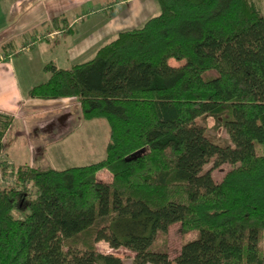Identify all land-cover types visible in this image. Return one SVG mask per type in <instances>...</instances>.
<instances>
[{"label":"trees","instance_id":"1","mask_svg":"<svg viewBox=\"0 0 264 264\" xmlns=\"http://www.w3.org/2000/svg\"><path fill=\"white\" fill-rule=\"evenodd\" d=\"M155 2L157 15L91 59L47 63L48 79L28 93L77 98L85 121L105 120L103 160L14 166L2 159L14 118L0 111V171L13 179L0 188V264H124L99 242L129 251L131 264H264L262 0ZM205 118L228 143L207 134ZM211 162L229 166L220 181L204 171ZM102 170L111 181L97 179ZM174 224L198 236L170 259L159 238Z\"/></svg>","mask_w":264,"mask_h":264},{"label":"crops","instance_id":"2","mask_svg":"<svg viewBox=\"0 0 264 264\" xmlns=\"http://www.w3.org/2000/svg\"><path fill=\"white\" fill-rule=\"evenodd\" d=\"M89 2L93 3L91 9L69 18L72 20L71 25L74 24L75 27L72 35H62L57 42L51 41L49 37L43 38V41L32 38L36 39L34 43L24 46L21 53L13 55L26 41L29 42L32 30L79 7L78 1L0 0V111L14 116L4 141L3 155L12 162L42 166L40 155L35 154V160L32 159L31 153L34 149L41 145L40 142H44L46 152L50 146L64 140L60 139L48 145L45 133L55 130L54 134L58 137L63 133H70L74 126L73 121H76L77 128L84 123L80 111H65L67 108H63L68 105L77 106V98L42 100L28 97L31 88L48 79L43 67L52 62L57 68L68 69L85 62L120 32L139 28L146 20L159 13L155 0H121L116 3L112 15L106 6L101 7V0H84V4ZM89 9L92 11L89 12ZM9 45L14 47L10 48ZM5 46L7 50H4ZM60 46L65 49L58 57L54 50ZM35 56L40 60L36 61ZM59 123H64L62 130L55 129ZM46 168L53 169L51 163Z\"/></svg>","mask_w":264,"mask_h":264},{"label":"rangeland","instance_id":"3","mask_svg":"<svg viewBox=\"0 0 264 264\" xmlns=\"http://www.w3.org/2000/svg\"><path fill=\"white\" fill-rule=\"evenodd\" d=\"M77 1H78V5L77 4L76 5L79 7L64 13V15H58L52 19V20L54 19L58 20V22L55 25L53 22H51L52 20H50L49 22L45 24H40L38 28L32 30L29 34L30 35L28 38L30 39L29 42L26 41L27 43L25 45H22V47L18 48L17 51H14L13 55H16L17 52H18L17 54L21 53V50L23 49L24 46H27V45L29 46V44L34 43L36 39H40V40L42 38L48 39L49 37L51 41L57 42L59 37H61L65 33L66 30L75 28L74 24L71 25L72 20L69 18H72L75 14L84 12V10L92 7L93 5L92 2H89L88 4L87 3L84 4V0H77ZM120 1L121 0H106L105 2L101 0V5H102L101 7L106 6L107 9H109L108 7L109 5L110 7L112 6L115 7L116 3ZM98 4H100V1H98ZM262 6H264V3L261 2V8ZM97 7L98 5L95 6V8ZM90 9L88 10L89 12L92 11ZM86 15L87 14H84V16ZM63 17L66 18L67 20L66 22H63ZM32 38H36V39L34 40ZM67 41L69 43V38L67 39ZM13 47L11 46L10 48H13ZM64 49L65 47L63 46L56 48V50H54L55 55L60 57V52H62ZM35 60L39 61L40 58L38 56H35ZM169 64L173 66L180 65V63H177L174 60H170ZM44 100H50V99H44ZM76 102L78 105L73 106L74 108L70 105L64 106L63 108L65 107L67 108L65 109V111L70 110L74 112L75 110L76 112L80 111L81 113L79 99H77ZM80 116H82V113L80 114ZM73 122H74L73 124L74 126L69 134L67 132L57 137L55 136L56 134H54L55 130L45 133L46 140H47L46 143L48 145H51L52 142L59 141L60 139H64V140H60L53 147L50 146L46 152H45V148L43 147L45 144L44 142L43 143L40 142L41 145L40 146L38 145L39 147H36L34 149V151L31 153L32 159L35 160L34 158L36 157L35 154L40 155L41 157H39V159L42 160L40 161L42 163V166L39 165L35 167V166H32V164L30 165L23 164V165H29L37 169H47L46 166H49L51 163V167H53V169L61 170V169H65L68 167L89 165V164H93V163L103 160L105 158V148H106V145L109 139V136H108L109 128H108L106 121L103 119L91 120V121L84 120V123H81V125L78 128L75 123L76 121H73ZM199 122H201V124H203L206 127L207 134L211 138H213L216 142L220 144H226L229 142L226 132L222 128L217 127V125L214 124L213 119L211 118L200 119ZM65 123L69 124V122H65ZM57 128L58 130H62L64 128V123L56 124L55 129ZM5 138H4V141H5ZM2 159H6L9 163H11L14 166H18V165L21 166L19 162H16V161L12 162L6 157H4L3 154H2ZM228 168L229 166L224 164L218 168L212 169V162H211L204 166V171L211 170V174L214 180L220 181L222 177L224 176V174L226 173V171L228 170ZM96 177L98 180H101V181H106V182L111 181V175L105 170L99 171L96 174ZM11 186H13V179L11 178L9 174V170L8 171L6 170V172L4 173L0 171V188H6V187H11ZM160 236H161L159 238L160 247H163V249L167 251L169 258L173 259L176 256V254L179 252V249L182 243L185 241L187 242V241L196 239L198 236V233L194 231L182 233L181 225L174 224L168 229V231L164 235H160ZM96 247H97V250L101 253L112 254L114 256L121 258L124 261V264H131L132 254L123 248H120L118 250H112L107 246V244L103 242L98 243Z\"/></svg>","mask_w":264,"mask_h":264}]
</instances>
